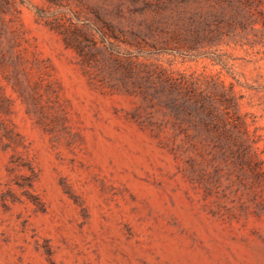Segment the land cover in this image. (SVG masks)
Returning a JSON list of instances; mask_svg holds the SVG:
<instances>
[{
    "label": "rangeland",
    "instance_id": "1",
    "mask_svg": "<svg viewBox=\"0 0 264 264\" xmlns=\"http://www.w3.org/2000/svg\"><path fill=\"white\" fill-rule=\"evenodd\" d=\"M216 7L225 35L174 54L130 22L199 0H0V264H264V0ZM80 16L88 60L48 26ZM182 78L234 87L249 142L192 137Z\"/></svg>",
    "mask_w": 264,
    "mask_h": 264
},
{
    "label": "trees",
    "instance_id": "2",
    "mask_svg": "<svg viewBox=\"0 0 264 264\" xmlns=\"http://www.w3.org/2000/svg\"><path fill=\"white\" fill-rule=\"evenodd\" d=\"M191 0H183L188 4ZM195 1V0H193ZM207 7L205 11L182 10H156L152 12L140 11L139 19L131 20L130 41L131 47L139 52L146 48L159 52L185 54L200 51L201 48L213 47L214 41L225 35L226 27L230 19L224 12L217 10L220 4L215 0H199ZM97 23L101 24L103 31L110 34L105 38L120 39V34H126L120 24L114 25L103 15L98 14ZM78 22H73V28H68L60 23H48L54 31L59 32L68 48L75 49L80 56L88 60L89 54L97 49L94 22L88 18L78 17ZM218 24V25H217ZM228 26H230L228 24ZM106 28V29H105ZM88 44L92 48L88 51ZM97 51V50H96ZM167 83V82H166ZM168 91L167 103L170 107H176L188 114L190 120H194L192 137H234L243 143L249 142L250 131L247 119L241 114L239 98L234 87L227 88L224 83L213 79L210 83L190 81L182 78L179 81L169 79L165 86ZM164 89V87H163ZM182 95L183 99L180 97ZM190 114H195L191 116ZM248 148L250 146L248 145Z\"/></svg>",
    "mask_w": 264,
    "mask_h": 264
}]
</instances>
